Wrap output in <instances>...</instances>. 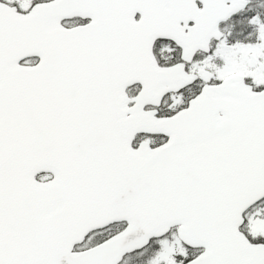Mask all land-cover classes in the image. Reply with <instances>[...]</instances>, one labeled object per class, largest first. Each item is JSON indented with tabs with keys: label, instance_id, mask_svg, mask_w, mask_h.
I'll return each mask as SVG.
<instances>
[{
	"label": "snow or ice",
	"instance_id": "snow-or-ice-1",
	"mask_svg": "<svg viewBox=\"0 0 264 264\" xmlns=\"http://www.w3.org/2000/svg\"><path fill=\"white\" fill-rule=\"evenodd\" d=\"M0 264H264V0H0Z\"/></svg>",
	"mask_w": 264,
	"mask_h": 264
}]
</instances>
